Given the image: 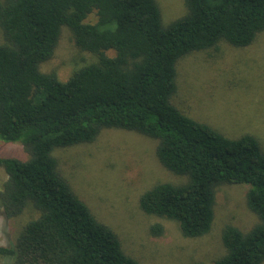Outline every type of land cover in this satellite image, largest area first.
<instances>
[{"label":"trees","instance_id":"obj_1","mask_svg":"<svg viewBox=\"0 0 264 264\" xmlns=\"http://www.w3.org/2000/svg\"><path fill=\"white\" fill-rule=\"evenodd\" d=\"M187 12L164 27L156 0H0V140L20 142L28 160L0 156L8 175L3 214L40 211L15 244L0 247L13 264H140L126 254L61 173L55 149L91 143L104 129L158 140L157 157L183 184L160 183L139 199L141 210L175 221L184 237L208 234L216 188L247 184L259 221L249 231L227 225L226 253L214 264L264 263V152L250 134L228 138L173 103L183 57L228 42L251 45L264 32V0H184ZM95 13V23H85ZM67 27L98 62L65 82L44 73ZM113 50L114 57L105 51ZM162 226L152 227L154 235Z\"/></svg>","mask_w":264,"mask_h":264},{"label":"rangeland","instance_id":"obj_2","mask_svg":"<svg viewBox=\"0 0 264 264\" xmlns=\"http://www.w3.org/2000/svg\"><path fill=\"white\" fill-rule=\"evenodd\" d=\"M156 1L164 27L187 12L184 0ZM96 21L93 13L85 23ZM105 54L115 56L113 50ZM98 59L99 54L77 47L70 29L63 27L53 57L41 64L40 70L65 82L76 70ZM177 73L173 103L181 112L228 138L253 135L264 152V32L247 47L223 41L217 47L195 51L179 60ZM157 147L158 140L140 133L104 129L95 141L58 148L53 155L76 195L118 234L124 252L140 264H214L226 253L222 242L225 226L247 232L259 221L247 205L250 186H218L211 231L200 238L184 237L175 221L148 215L139 206L142 194L155 185L187 181L186 176L161 164ZM0 156L22 161L30 157L20 142L1 140ZM7 180L0 167V193ZM3 213L0 202V247L13 246L24 226L40 216L32 205L16 217ZM155 225L162 226L160 235L152 233ZM0 264H13V259L0 256Z\"/></svg>","mask_w":264,"mask_h":264}]
</instances>
